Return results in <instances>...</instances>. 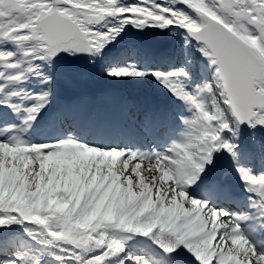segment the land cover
Returning a JSON list of instances; mask_svg holds the SVG:
<instances>
[{"label":"snow or ice","instance_id":"obj_1","mask_svg":"<svg viewBox=\"0 0 264 264\" xmlns=\"http://www.w3.org/2000/svg\"><path fill=\"white\" fill-rule=\"evenodd\" d=\"M176 2L191 11H179L174 7L149 3L148 0L127 7L117 6V0H0V27L5 29L3 35L20 44L27 42L28 54H35L41 59L62 52H98L118 31H97L94 28L106 17L122 16L124 24L137 28L178 26L198 42L200 51L209 59L219 90V101L214 98L209 110L180 82L179 77L185 75L183 69L172 73H154L164 87L190 106L192 114L190 118L183 119L185 129L179 142L164 153L151 155L130 150H101V153L121 154L115 175L109 177L99 191L93 187L74 213L51 220L45 218L47 213L43 211L47 208L46 200L41 211L31 207L37 197L46 193L38 192L35 184L31 187L25 184L21 188L19 179L9 178L5 181V187L11 190L0 201V226L20 220L41 225L54 240L72 246L78 264H105L106 258L122 251L124 233L152 234L163 251L169 254L183 246L193 254L198 264H237V261L240 264H264V252H258L249 243L237 223L225 219L227 213L208 207L206 201L190 198L185 190L186 185L198 179L205 165L211 163L214 152L224 150L234 155L236 145L223 136L225 131L231 129L222 119L218 103L229 108L237 123L264 127V0ZM10 55L0 52V61H7ZM7 67L15 65L8 64ZM108 75L117 78L143 77L145 73L129 66L111 70ZM9 79L16 80L18 77L9 76ZM204 90L211 91V88L205 84ZM46 97L47 93H44L36 99L44 101ZM41 107L43 103L26 109V120H34ZM0 147L13 151L28 149V156L39 152L41 160L48 156L53 162L52 168L58 166L60 157L77 150L98 149L71 139L49 146L26 144L11 138L0 142ZM125 161H129L127 167H124ZM145 161L149 163V171L155 170V175L145 177L147 188L137 192L134 168ZM39 171L40 165L36 164L24 175L29 172L35 175ZM237 171L247 190L257 198L256 203L264 216V173L252 174L239 168ZM142 172L141 167V175ZM116 176H119V181H116ZM31 179L32 176H29ZM102 180L104 177L100 176L97 185ZM117 183L122 186L118 194ZM109 184L112 188L105 192ZM130 185L132 192L137 193L135 197L126 191ZM114 197L117 206L112 209L111 219L106 222L111 227L89 228L82 243L53 235L62 234V229L70 222L79 223L81 218L96 216L94 209L100 207L97 201L107 207ZM64 198L67 199V196ZM47 212H51V209H47ZM99 219L97 216L96 220ZM234 243H242L244 251L237 253ZM12 264H40V260L36 257H19ZM136 264L146 262L136 258Z\"/></svg>","mask_w":264,"mask_h":264},{"label":"rangeland","instance_id":"obj_2","mask_svg":"<svg viewBox=\"0 0 264 264\" xmlns=\"http://www.w3.org/2000/svg\"><path fill=\"white\" fill-rule=\"evenodd\" d=\"M167 1L171 3V5L176 9L182 7L189 12L191 11L187 9L186 6L177 3L176 0ZM168 2L163 3V5L167 6L169 4ZM129 5H131V0H126L119 6L127 7ZM123 19L124 17L120 16V20L113 21L111 23L104 22V19L99 24H97L96 27L98 31H104L103 27L109 29H118L117 26L127 27L128 30L127 32L120 30L122 31L121 38L119 40H112L111 45L108 44L111 43L112 38L107 41L98 52L86 53L88 54V59L93 61V66L91 69L94 71V75L92 78L96 81L113 80L120 82L119 88L125 90L127 89L128 85L134 83L137 84V87L141 88H157V90L162 94L167 96L171 94L174 99H177L179 104H184L185 101L176 98L156 79L153 73L149 74L148 72H145L143 65V63L150 62L152 59L161 61L160 59L171 60L174 58L175 60L173 61L172 65L169 63V65L172 67L169 68L164 66L162 71L159 73H172L183 69L185 75L180 76L179 80H188L186 86L187 90L190 93L191 91L192 93L194 92L193 94L195 97L203 101L209 110H211L212 100L215 98L217 101H219V90L215 85L214 68L210 64L209 59L200 51L199 47L192 46L179 28L176 29L169 26L170 28L165 29L164 32L168 36V47L170 48L171 52L163 55L162 53L149 47L145 42L136 39L132 33V27L134 26L131 24H124ZM4 31L5 29L0 27V52L11 55L7 61H0V117L7 116L5 123H3L2 119L0 120V135H2L0 136V142H5L11 138H16L25 142L26 144H32L28 139L30 126L27 125L25 122L26 118L24 117L27 116L25 115L27 113L26 109L32 107L33 105L26 101H24L22 105L17 104L15 101L21 96H23L24 99L27 96H29L28 98L36 99V97L43 96L44 93H47L49 97L55 96V102L51 99V104L57 102L59 106L62 105L64 108V111L61 115L66 116H62L59 119H52L54 133L56 134L55 137L53 136L49 141L42 143H51V145H53V143L65 140V137L62 136V133L65 129L61 128V126L67 125V123L64 121V118L67 121H69V118L73 120L76 118L78 120L81 119V131L86 126L95 128L96 125L102 126L107 124L106 120L107 122H111L110 124H107L109 127L120 125L122 118L124 117V108L114 96V89L103 88L95 91V89H93V87L91 88L90 86L92 93L86 92L80 95L71 94L68 92L64 93L60 89V82H55V80L61 81L59 77L60 75L56 73L52 75L50 71L45 69V67L37 59H35L32 62V65L28 67L29 74L31 73L30 76L33 75V77L30 78L31 81L29 82L27 79H25L23 74L25 67L22 66L29 64V58L23 51H21L20 43L5 37L3 35ZM23 46L26 47L28 44H23ZM12 47H14V50H12ZM76 54V52H65L64 54H58L48 58L49 61H53L50 63V68L55 66L59 69H68L64 64L65 56L76 59ZM125 55L126 57H124V59H117L122 58ZM113 60L116 62L119 61V63L124 66L116 65L118 63L112 62ZM132 60H134L135 63H133ZM8 64H14L15 67L9 68L7 67ZM111 64L114 65V69L134 66L137 70L144 72L145 75L143 77H113L108 75V72L111 70L107 68V66ZM173 66L176 68L173 69ZM83 72L84 71L82 70L81 73ZM9 76H17L18 79L10 80ZM205 84L210 86L211 91L204 90ZM85 90L87 91V88H85ZM27 101H29V99H27ZM46 101L47 99L44 101L36 99V104H38V102L43 103V107H41L39 110L44 112V116H52L53 109L45 108ZM186 106L188 108V115H186L187 119L191 117L192 113L190 111L189 104ZM4 107L6 110H4ZM14 107L20 109L19 114L22 118H24V122H20L18 124L15 117L11 115V111L14 109ZM99 107H101V110L98 109ZM218 108L222 114V119L229 124L231 129L230 131H225L223 136L225 139L236 145L234 150L235 152L239 150V156H236V158L233 159L229 158L227 154H225V157L222 159V161H219L216 164H206L204 170L199 174L198 179L189 184L192 187H196L202 182H205V185H209V174L214 175V173L220 178L227 179V183L234 182L238 179V181L243 184L244 182L241 179L240 173L237 171L238 168L243 169V166L240 164L239 160H249L254 163L256 162L257 164H259L260 161H264V127L259 125L250 127L247 132V136L242 139L240 127L235 123L234 120L231 119L227 106L222 103H218ZM100 111H103V113L100 114ZM15 127L20 128V136H14L18 130ZM48 127H51V124L43 120L41 124L35 125L33 131H35L38 136L44 135L46 132H48ZM6 128L7 130L5 131ZM100 133L101 132H97L96 135ZM32 134L33 133H31V135ZM23 137H27V139H24ZM92 139L95 138H91L90 141ZM181 139L182 134L179 137V140L176 142H179ZM27 151L28 149L23 150V156H21L23 159L20 163L21 166H19L16 163L13 164L12 161L13 159H18L20 157L18 155V149L13 151L12 149L5 150L4 147H0V179L7 180L9 178L15 177V179L23 181L20 182V185L23 186L28 184L29 187H31V185L34 184V181L38 182V184H44V187L49 186L48 193L42 191L41 187L38 185H35L38 192L46 193V195H41V197L45 198L47 202L54 204V206H56L57 210L59 211H63L66 208V199L64 197L69 193V185H71L69 183L73 182L71 179L74 173L78 176L81 182L83 181L88 183L90 180L89 173H91V179L93 180H96L97 178L99 179L100 176H103L104 180L102 181H107L109 177L115 175L112 163L107 164V162L104 160H98L93 163V160L96 156L92 154L89 156L86 151L78 150V154L58 158V166L55 168H52L53 162L49 160L48 156H44L41 160L39 152H35L33 156H30L31 158L27 159ZM97 151L100 152L101 149L98 148ZM220 152L221 151H218L216 153ZM106 155L111 156L112 154L106 152ZM128 162H124V167H127ZM36 164L40 165L39 172H36L35 175H32L31 172H29L28 175H24L26 170L33 168L36 166ZM85 165H87V167H85ZM252 165L254 164L252 163L249 167L251 168ZM118 167L119 164L117 165V168ZM141 167L143 169L142 175ZM50 169L52 170L50 171ZM148 169L149 163L147 161H145L142 165L137 164L134 168V179L137 180V192H142L147 188V185L144 184L145 177H153L155 175L154 169L152 171H149ZM248 171L251 172V170ZM29 176H32L31 180H29ZM21 177H23V179H20ZM45 177H47V180H45ZM199 179H202V181H199ZM116 181H119V176H116ZM116 181H114V183ZM121 187L122 186L117 183V194L119 193ZM111 188L112 185L109 184L108 192L111 190ZM126 191L129 192L132 197L137 195L136 192H132L131 185L128 189H126ZM58 193H62L63 195H57ZM188 196L190 198L206 201L202 200L201 198L193 197L189 194ZM247 205H252V203L248 202ZM40 206L41 205H39V209H41ZM116 206L117 204L115 202V197L113 198V201L108 203L107 207H105L104 203H102L98 211V217L111 218L112 209ZM101 209H103V212H101ZM45 218L48 219V216L46 215ZM37 228L38 231L33 230L31 227H29L28 230H20L17 234L19 240L13 245V248H16V251L12 255L2 254L3 257H0V264H12V262L17 261L19 257H36L39 258L40 264H77L78 259L73 253L71 245L65 244L62 241L54 240L48 235L47 230H45L43 226L37 225ZM239 228L242 234L243 229L241 227ZM135 234L137 235L138 239L141 240V234ZM53 235L55 237L58 236L57 233H54ZM147 237L149 238L152 245L162 251L161 253H163V249L159 246L152 234H149ZM234 247L236 248L237 253L244 251L243 244L234 243ZM179 252H183L186 258L195 260L193 254L188 252V250L183 246L178 247L174 253ZM123 257L128 262V264H136V258H140L142 261L146 262V264H168V257L164 254H162L161 257L154 255L153 257L151 255L148 257L144 250L134 247L131 248V246L125 247L123 250ZM147 261L149 263H147ZM196 263L198 264L197 261ZM175 264H181V262L176 261ZM182 264L186 263L184 262Z\"/></svg>","mask_w":264,"mask_h":264},{"label":"trees","instance_id":"obj_3","mask_svg":"<svg viewBox=\"0 0 264 264\" xmlns=\"http://www.w3.org/2000/svg\"><path fill=\"white\" fill-rule=\"evenodd\" d=\"M5 181L6 179H0V201H2L10 192V188H6L5 187ZM23 182V181H20ZM42 183H37L36 185H38L39 187H41ZM21 188H23V185H20ZM48 188V189H47ZM83 188V190H82ZM27 190V189H25ZM37 190V188H36ZM42 191L48 192L49 191V186H45L43 184V188H41ZM84 187L82 185H78L76 183H74L73 186H71V188L69 189V193L67 196V205L66 208L63 211H59L57 210L56 206H54V204H52L51 202H47V208L43 209V211H47V209H51V212L49 213L50 218H54V217H64V216H68L71 213H74L76 208H78L80 206V202L81 200L88 194L84 191ZM49 193V192H48ZM33 195H35V193H33ZM13 198H15V194H13ZM44 199V200H41ZM45 198L39 196L36 198V200L32 203L33 206L37 211H41L42 206L45 202ZM73 200H75V204L73 205ZM101 201H98L97 204L100 205ZM39 205L41 209H39ZM71 206V207H70ZM90 220L88 218H81L79 223H68L63 229H62V236L66 237L67 239L75 242V243H82L83 239L85 237V235L88 234V229L89 228H93L94 226L92 224H90ZM23 223H31L30 221H24V220H20L19 222H15V223H11V224H6L4 226H0V232L2 231H8V232H13L18 228H21V224ZM94 230V229H93Z\"/></svg>","mask_w":264,"mask_h":264},{"label":"bare ground","instance_id":"obj_4","mask_svg":"<svg viewBox=\"0 0 264 264\" xmlns=\"http://www.w3.org/2000/svg\"><path fill=\"white\" fill-rule=\"evenodd\" d=\"M66 116V115H65ZM49 130H51V127H48V131ZM96 130H98V131H101L102 129L100 128V127H97L96 128ZM87 132H91V129H87ZM55 137V136H54ZM52 139V138H51ZM41 140H46V138H41ZM83 142H84V144L86 145V146H94V147H97V148H100V149H102L103 147H106L107 145H109L108 143H103V144H101L100 143V140H98V139H92L91 141H89V142H91V143H89L88 141H86V140H83ZM108 150H112L111 148H109ZM91 151H94L93 153H95V152H98L97 151V149H92ZM109 154H111V153H109ZM185 190L186 191H189V188H188V186L186 187L185 186ZM202 194H204L202 191L201 192H196L195 193V195H202ZM228 215L225 217V219H233L234 221H236V223H239L240 222V218L239 217H236L233 213H231V212H229V213H227ZM252 215V214H251ZM254 225V222H251V223H249V227H252ZM238 248V247H237ZM242 248V247H241ZM239 249V248H238ZM230 259H233V258H230ZM237 264H240L239 263V261H237Z\"/></svg>","mask_w":264,"mask_h":264},{"label":"water","instance_id":"obj_5","mask_svg":"<svg viewBox=\"0 0 264 264\" xmlns=\"http://www.w3.org/2000/svg\"><path fill=\"white\" fill-rule=\"evenodd\" d=\"M142 30L146 31L148 35H152V34H154V32H151V31H149V30H146V29H142ZM193 40H194V39H193ZM194 41H195V40H194ZM241 124L245 125V124H247V123H241Z\"/></svg>","mask_w":264,"mask_h":264}]
</instances>
